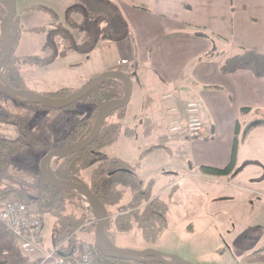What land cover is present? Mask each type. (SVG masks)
<instances>
[{"label": "crops", "instance_id": "obj_1", "mask_svg": "<svg viewBox=\"0 0 264 264\" xmlns=\"http://www.w3.org/2000/svg\"><path fill=\"white\" fill-rule=\"evenodd\" d=\"M126 14L129 34L124 45L128 56L116 59L115 66L124 58L136 73V100L130 104L133 86L126 108L129 134H134L132 125L164 127L152 146L164 148L171 141L183 138L189 142L195 163L225 166L231 158L234 138L238 141L241 128L247 129V124L252 122L248 117L255 118L260 110L264 111V74L258 70L262 62L250 63L239 49L242 47L264 58V0H132ZM211 33L218 37H212ZM95 74L100 73H93L91 77ZM78 81L72 79L61 86L77 89L85 82L78 85ZM24 85L38 93L54 91L44 83L39 88ZM166 94L172 97L163 101ZM190 101L198 102L200 107L203 122L200 136L168 137L167 126L183 119L184 107ZM76 107L40 109L0 93V110L10 116L0 118V137L13 140L20 135L17 121L29 126L38 119L29 131L51 143L63 137L92 110L90 106ZM172 108L178 112H172ZM145 131L148 132L147 128ZM43 155L40 150L22 147L0 169V187L36 197L41 179L38 167ZM200 174L211 179L212 201L217 183H226L224 176ZM1 204L0 200V208ZM1 224L0 264H7L8 259L18 257L9 248L10 234L2 231Z\"/></svg>", "mask_w": 264, "mask_h": 264}, {"label": "rangeland", "instance_id": "obj_2", "mask_svg": "<svg viewBox=\"0 0 264 264\" xmlns=\"http://www.w3.org/2000/svg\"><path fill=\"white\" fill-rule=\"evenodd\" d=\"M112 1L118 5L125 19H128L126 11L132 0ZM72 3L73 0H15V12L23 29L13 53L40 57L49 55L50 50L44 47L48 38L47 29L54 18L68 30L66 10ZM72 17L76 21L81 19L77 13H72ZM68 31L76 42L80 40L77 30ZM124 39L100 40L88 54L73 51L41 66L22 64L19 68L22 83L35 88L44 83L49 90H56L54 87H65L61 85L72 79L79 80V85L82 79L86 81L93 73L114 70L116 59L128 56ZM129 65H117V68L132 70ZM141 69L142 65H139V70ZM258 70L264 74V67ZM133 86L135 91L131 105L137 96L136 84L133 83ZM171 97V94H166L163 101H168ZM75 105L76 108L90 106L80 101ZM171 111L176 113L178 109ZM112 119L113 116L110 117ZM250 120L253 124L249 122L247 129L243 126L238 136L235 171L222 177L226 183H217L214 189L216 195L212 201L211 179L200 174L199 163H195L197 160L193 157L188 141L181 138L180 141H171L164 148L154 149L152 145L157 142V135L164 132V127L132 125V136L124 130L121 131L105 154L107 157L122 156L128 159L135 165L143 184L146 186L151 183L150 192L159 194L167 203V227L152 243H146L135 229L118 232L110 227L107 234L111 244L125 251L150 249L173 255L191 264H264V111L260 110L255 118L248 117V121ZM37 121L38 119L34 120L28 128H32ZM167 127L168 137L172 134H183L182 131L172 133L169 130L170 125ZM97 163L98 160H92L81 171L85 181L89 180ZM172 186L173 189L169 190ZM127 198L125 196L121 203L125 204ZM85 205L84 202V212L87 213L85 218H88L85 223L91 224L89 220L94 219ZM41 219L42 237L39 248L41 251H48L53 245L52 218L44 214ZM1 225L2 231L11 235L9 248L15 250L14 255L18 257L15 260L8 259L7 264H17L20 261L25 264L39 263L42 260L40 252H27L20 239L12 235L5 225Z\"/></svg>", "mask_w": 264, "mask_h": 264}, {"label": "trees", "instance_id": "obj_3", "mask_svg": "<svg viewBox=\"0 0 264 264\" xmlns=\"http://www.w3.org/2000/svg\"><path fill=\"white\" fill-rule=\"evenodd\" d=\"M6 9L0 0V23L5 15ZM72 13L81 16L79 21L72 17ZM55 17V16H53ZM19 16L14 14L10 24V40L14 49L18 41L19 34L23 29L19 24ZM66 25L68 30L75 29L80 34V40L76 42L63 24L53 18L51 26L48 27V38L44 47L50 50V54L40 57L38 55L16 56L12 53L10 59L1 69L3 79L15 89L25 88L19 73L22 64L28 63L41 66L50 63L58 56H65L73 51L88 54L100 40H123L129 34V28L125 17L118 5L112 0H73V3L66 10ZM208 36L207 34H202ZM212 37H218L210 34ZM241 54L246 60L261 61L264 67V58L245 51L239 47ZM2 54V36L0 33V56ZM244 66L245 64L238 63ZM254 68V66H253ZM124 71L136 83L135 71ZM255 69V68H254ZM75 88L60 87L54 91L44 93L53 98L65 97ZM124 86L117 80L106 79L95 88L85 94L77 102L89 104L92 107L88 116L81 118L67 133L60 139H56L49 144L33 136L30 128L17 121L20 135L8 140L0 137V169L5 167L11 157L22 147H29L40 150L42 154L50 149L62 147L83 139L92 128L95 115L99 106L108 100L122 97ZM74 104L68 106L72 107ZM33 107L44 109L39 104H28ZM127 105L119 107L111 113L103 122L96 138L83 150L55 158L50 164L52 174L61 180L74 179L84 181L90 188L95 198L104 204L106 208V218L104 226L106 230L113 227L118 232H128L137 230L146 243L154 242L162 231L167 227V203L160 195L150 192V185L143 184L137 174L135 165L124 161L120 157H107L105 151L118 139L121 131L129 134L126 125ZM242 111H244L242 109ZM113 119L110 120V117ZM0 118H10L0 110ZM237 131H235V136ZM171 136L183 137L184 134H174ZM170 136V137H171ZM237 138L232 144L230 161L223 167H213L210 165H199L200 173L209 176H228L235 171ZM162 146H154V149ZM152 148H150V151ZM92 160H98L93 168L89 180L85 181L81 171L88 166ZM173 186L169 189L172 190ZM171 195V194H170ZM128 196L125 204L121 203L123 198ZM8 198H17L33 208V213L40 218L48 214L52 218V248H57L55 254H61L70 264H77L71 253V249L79 242L86 241L94 245L93 232L95 222L84 225L86 218L84 212V200L73 191L53 187L40 179L39 192L36 197H31L23 192L0 187V200L3 202ZM95 247V246H94ZM96 249L98 262L101 264H144L138 261L113 259L106 257L99 249ZM43 264H56L46 262Z\"/></svg>", "mask_w": 264, "mask_h": 264}, {"label": "water", "instance_id": "obj_4", "mask_svg": "<svg viewBox=\"0 0 264 264\" xmlns=\"http://www.w3.org/2000/svg\"><path fill=\"white\" fill-rule=\"evenodd\" d=\"M1 2L3 3L6 12L0 23V33L2 36V54L0 56V93L24 104H39L48 109H62L80 100L85 94L106 79L117 80L124 86L122 97L105 101L99 106L92 128L83 139L62 147L50 149L44 153L39 161L38 167L40 178L53 187L73 191L85 199L95 219L93 232L94 246L106 257L138 261L144 264H191L173 255L152 251L150 249L125 251L124 249L121 250L114 247L109 240L107 230L104 226L106 218V208L104 204L95 198L84 181H75L73 178L69 180H61L56 178L50 170V164L53 159L79 152L90 145L98 135L106 118L119 107L128 104L133 87L131 78L120 69L107 70L90 77L73 92L61 98H53L27 88H13L3 79L1 69L4 64L9 61L13 49L10 40V24L15 14V0H1Z\"/></svg>", "mask_w": 264, "mask_h": 264}, {"label": "built area", "instance_id": "obj_5", "mask_svg": "<svg viewBox=\"0 0 264 264\" xmlns=\"http://www.w3.org/2000/svg\"><path fill=\"white\" fill-rule=\"evenodd\" d=\"M127 63L126 59L117 61L122 65ZM166 96V95H165ZM164 96V97H165ZM176 110V108H172ZM183 119L170 124L169 130L172 133H181L182 131L188 138H196L200 136L203 122L200 117V107L197 102H189L186 105ZM86 210L91 214L88 204L85 202ZM88 218L85 222H87ZM0 221L9 229L12 235L19 238L22 247L30 253L40 252L42 260L40 264L46 262H54L56 264H70L61 254H55L56 249L41 251L40 233L42 229L41 218L33 213V208L17 198L5 199L0 208ZM93 220H89L92 223ZM84 225H88L85 223ZM74 260L77 264H101L96 256L94 245L89 242L82 241L77 243L71 249Z\"/></svg>", "mask_w": 264, "mask_h": 264}, {"label": "bare ground", "instance_id": "obj_6", "mask_svg": "<svg viewBox=\"0 0 264 264\" xmlns=\"http://www.w3.org/2000/svg\"><path fill=\"white\" fill-rule=\"evenodd\" d=\"M33 91V90H32Z\"/></svg>", "mask_w": 264, "mask_h": 264}]
</instances>
